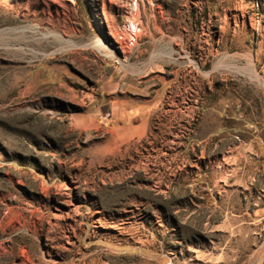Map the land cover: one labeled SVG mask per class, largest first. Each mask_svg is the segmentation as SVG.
Returning a JSON list of instances; mask_svg holds the SVG:
<instances>
[{"label":"rangeland","instance_id":"1","mask_svg":"<svg viewBox=\"0 0 264 264\" xmlns=\"http://www.w3.org/2000/svg\"><path fill=\"white\" fill-rule=\"evenodd\" d=\"M248 1L0 0V264H264Z\"/></svg>","mask_w":264,"mask_h":264},{"label":"crops","instance_id":"2","mask_svg":"<svg viewBox=\"0 0 264 264\" xmlns=\"http://www.w3.org/2000/svg\"><path fill=\"white\" fill-rule=\"evenodd\" d=\"M246 7V25L249 29L263 31L262 44L264 53V0H251L242 4ZM243 15V14H242Z\"/></svg>","mask_w":264,"mask_h":264}]
</instances>
